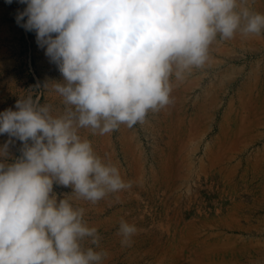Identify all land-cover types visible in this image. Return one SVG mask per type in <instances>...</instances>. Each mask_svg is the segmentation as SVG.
<instances>
[{"label": "rangeland", "instance_id": "obj_1", "mask_svg": "<svg viewBox=\"0 0 264 264\" xmlns=\"http://www.w3.org/2000/svg\"><path fill=\"white\" fill-rule=\"evenodd\" d=\"M248 6L264 13V0ZM25 8L0 0V112L31 96L59 116L66 106L54 85L63 77L35 32L17 24ZM171 84L170 102L143 122L106 135L79 130L127 188L95 204L71 187L53 192L85 209L100 242L84 247L105 251L103 264H264V31L217 37L205 64ZM9 139L0 135V146ZM11 140L18 158L23 144ZM121 220L137 228L129 245Z\"/></svg>", "mask_w": 264, "mask_h": 264}, {"label": "clouds", "instance_id": "obj_2", "mask_svg": "<svg viewBox=\"0 0 264 264\" xmlns=\"http://www.w3.org/2000/svg\"><path fill=\"white\" fill-rule=\"evenodd\" d=\"M13 0H6L11 4ZM16 22L34 31L37 45L55 63L63 83L54 85L66 106L31 96L0 112V264H103L100 236L85 209L58 199L54 184L93 204L129 186L119 169L97 156L81 128L106 135L121 124L143 122L170 102L177 80L208 59L219 37L264 31V13L248 0H19ZM25 17L27 18L25 21ZM11 138L22 155L11 157ZM11 161V162H9ZM137 232L121 220L129 245Z\"/></svg>", "mask_w": 264, "mask_h": 264}]
</instances>
